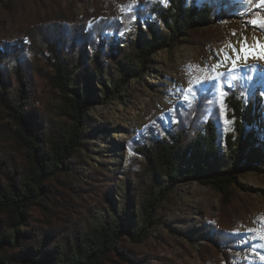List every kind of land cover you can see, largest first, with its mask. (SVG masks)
Wrapping results in <instances>:
<instances>
[{"label": "trees", "instance_id": "16d2710c", "mask_svg": "<svg viewBox=\"0 0 264 264\" xmlns=\"http://www.w3.org/2000/svg\"><path fill=\"white\" fill-rule=\"evenodd\" d=\"M232 4L141 3L131 14L138 32L125 43L129 19L111 16L89 27V14L64 25L41 18L28 28L29 45L0 49V264H139L158 225L193 243L203 239V264L216 254L224 264H264L237 229L249 207L239 194L253 190L240 176L264 173V130L252 93L227 88L223 106L201 95L160 137L127 140L133 155L119 202L107 162L86 163L94 149L90 109L123 101L133 83L148 85L161 49L223 43L212 24ZM192 181L219 193L215 222L177 204L176 186Z\"/></svg>", "mask_w": 264, "mask_h": 264}, {"label": "rangeland", "instance_id": "374dc122", "mask_svg": "<svg viewBox=\"0 0 264 264\" xmlns=\"http://www.w3.org/2000/svg\"><path fill=\"white\" fill-rule=\"evenodd\" d=\"M151 0H63L61 3H52V0H0V49L7 48L19 42L29 45L31 40L28 28L38 23L66 24L77 22L84 15H90L88 26L113 16L114 19L130 21V27L122 31L120 41L125 43L134 39L138 32L136 16H131L137 5ZM233 8L228 14L219 16L212 24L218 33L224 37L221 44L212 45L208 50H202L190 44H183L173 50L161 49L154 56L153 63L147 75V84H132L130 95L123 101H112L107 104H96L88 112V121L91 123L93 150L88 152V166H103L112 171L116 182V202L124 195L123 180L129 167V160L133 152L127 142L130 138H140L145 135L160 137L159 131L172 127L175 115L194 106L201 95L209 96L213 101L224 105L227 88H243L245 93H252L256 98L255 118L256 125L264 130V60L249 58L244 61L243 56L238 62L235 74L238 81L230 82L227 77L215 81H205L196 85L195 79L204 75L201 72H189V66L203 68L205 65H215L218 60L220 73L231 69V63L224 61L220 50L224 48L229 55L231 49L226 48L230 41L237 50L240 49L242 37H247V44L253 45L257 41L264 43V30L252 26L249 21L253 18L264 17L262 0H232ZM129 8L131 10L129 11ZM92 10L95 13H92ZM10 17L8 18L7 15ZM41 21V22H40ZM123 23V22H122ZM125 25V24H124ZM235 31L236 35L232 33ZM257 54L261 51L255 49ZM25 54L26 48H25ZM247 65V66H246ZM192 81L196 88L195 98L191 103L185 100V89ZM231 83V87L229 84ZM218 86L225 95H218ZM229 123H227L228 125ZM264 147V139L261 138ZM225 152L222 160L225 161ZM105 167V165H104ZM240 179L253 190L248 194L240 192L242 203H249L247 212L237 219V229L247 236L251 242V251L264 255V243L253 238L248 229H257L261 226L264 217V173L247 172L241 174ZM177 204L200 213L206 221L215 222L219 209V193L214 189L202 185L197 181L179 183L174 192ZM108 208L98 211L95 222H103ZM152 240L147 243L151 249L150 255L144 256L139 264H203L199 244L203 239L193 243L186 235H174L168 229L158 225ZM144 248V247H142ZM236 259L232 264H239ZM208 264H224L221 256L216 254Z\"/></svg>", "mask_w": 264, "mask_h": 264}, {"label": "snow or ice", "instance_id": "6c2138e0", "mask_svg": "<svg viewBox=\"0 0 264 264\" xmlns=\"http://www.w3.org/2000/svg\"><path fill=\"white\" fill-rule=\"evenodd\" d=\"M166 2V0H164ZM244 2H251V0H244ZM262 4H264V0H262ZM131 8H129V11ZM249 23L254 26V27H259L262 30H264V17H258V18H253L249 21ZM234 36L236 35L235 31L232 33ZM240 43V49L237 50L235 45H233L230 41L226 44L227 49H231V53L235 56L233 59L232 55H229V53L222 48L220 50V53L223 54L224 61H229L231 63V69L226 72V73H220L217 71L218 68L221 67V62L218 60L217 64L215 65H205L203 68L200 66H195V65H190L189 66V72H201L204 73V75L199 76L195 79L196 85L202 84L205 81H215L219 80L223 77H227V79L230 82H235L238 81V76L235 74L237 67H238V62L241 60L242 56L244 61H247L249 58L252 59H259V60H264V43H261L260 41H257L253 45H248L247 44V37H242ZM259 47L261 51L259 54L255 51V49ZM247 66V65H246ZM231 87V83L229 84ZM185 91V100L188 101L189 103L192 102V100L195 98V92L196 88L193 85L192 81L190 80L189 82V87L184 90ZM218 95L223 96L225 95L224 91L222 90L221 87L218 86ZM261 226L257 229H248L249 232L253 233V238L260 239L261 241H264V217L261 218ZM261 247H264V243L260 245ZM261 259H264V257H261Z\"/></svg>", "mask_w": 264, "mask_h": 264}]
</instances>
